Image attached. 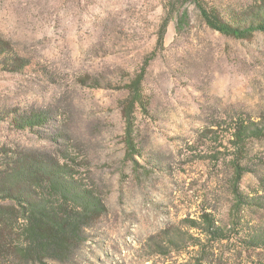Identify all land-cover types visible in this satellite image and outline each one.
Wrapping results in <instances>:
<instances>
[{
  "label": "rangeland",
  "instance_id": "1",
  "mask_svg": "<svg viewBox=\"0 0 264 264\" xmlns=\"http://www.w3.org/2000/svg\"><path fill=\"white\" fill-rule=\"evenodd\" d=\"M254 1L204 0L231 22ZM145 63L133 150L128 84ZM252 122L264 127L262 32L223 35L191 0H0V169L66 157L107 206L71 259L47 264H264V136H233ZM204 213L227 239L193 227Z\"/></svg>",
  "mask_w": 264,
  "mask_h": 264
},
{
  "label": "trees",
  "instance_id": "2",
  "mask_svg": "<svg viewBox=\"0 0 264 264\" xmlns=\"http://www.w3.org/2000/svg\"><path fill=\"white\" fill-rule=\"evenodd\" d=\"M199 10L206 25L223 35L237 39H248L256 32L264 33V0H255L245 8L236 22L227 21L217 9L209 8L204 0H191ZM188 13H183L178 26L185 25ZM168 21L163 25L160 41ZM147 64L128 84L129 148L136 150L133 141V114L137 106L146 105L143 81ZM40 114L29 118V124L44 121ZM233 136L238 144L248 138L264 136V127L257 122L238 123ZM66 157L52 155H16L0 169V255H14L26 264H47L48 260L65 263L86 241L87 229L107 211L102 193L82 182L74 168L65 161ZM64 160V161H63ZM237 183L248 169L235 163ZM237 210L246 203L242 193L236 189ZM199 222L209 240H224L227 235L210 213H204ZM240 221H235L237 224ZM240 224V223H238ZM251 245L260 246L256 238L248 239Z\"/></svg>",
  "mask_w": 264,
  "mask_h": 264
}]
</instances>
